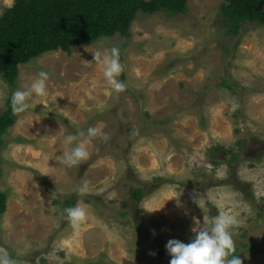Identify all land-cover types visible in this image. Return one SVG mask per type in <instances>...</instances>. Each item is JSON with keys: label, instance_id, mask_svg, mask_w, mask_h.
Wrapping results in <instances>:
<instances>
[{"label": "rangeland", "instance_id": "374dc122", "mask_svg": "<svg viewBox=\"0 0 264 264\" xmlns=\"http://www.w3.org/2000/svg\"><path fill=\"white\" fill-rule=\"evenodd\" d=\"M14 2L0 0V16ZM223 3L189 0L186 14L170 17L139 13L129 37L44 54L20 65L14 86L0 76L1 114L14 91L39 71L50 74L48 96L34 95L3 136L0 252L16 264H169L159 248L188 243L194 218L203 223L227 207L238 215L233 239L243 264H264V160L243 159L238 181L227 171L242 142L264 144V26L246 22L229 35ZM113 47L127 85L121 93L91 53ZM89 127L109 139L94 138L89 158L67 167L58 159L64 137ZM179 189L182 208L170 199ZM194 196H205L201 207ZM69 200L87 212L77 232L65 219Z\"/></svg>", "mask_w": 264, "mask_h": 264}, {"label": "trees", "instance_id": "16d2710c", "mask_svg": "<svg viewBox=\"0 0 264 264\" xmlns=\"http://www.w3.org/2000/svg\"><path fill=\"white\" fill-rule=\"evenodd\" d=\"M189 0H15L0 16V76L16 84L19 67L44 54L86 46L116 34L130 36L139 13H164L168 17L186 14ZM222 12L229 35L238 34L246 22L264 26V0H224ZM227 80L224 84L227 85ZM8 109L0 114V147L3 136L14 126L18 115ZM216 164V163H214ZM2 172L0 169V176ZM136 201L144 197L136 189ZM8 195L0 192V216L7 210ZM73 207L75 202L66 204ZM159 253L166 251L159 248ZM235 255L239 253L235 252Z\"/></svg>", "mask_w": 264, "mask_h": 264}, {"label": "clouds", "instance_id": "9594fccd", "mask_svg": "<svg viewBox=\"0 0 264 264\" xmlns=\"http://www.w3.org/2000/svg\"><path fill=\"white\" fill-rule=\"evenodd\" d=\"M87 50V49H86ZM94 62L102 66L103 78L110 89L115 93L126 90L127 85L118 79L123 72V65L120 61L119 49L97 48L91 52ZM50 74L46 71H39L31 84L24 89H17L11 95V111L18 115L27 111L31 105L29 101L36 97L48 96L47 82ZM45 108V106H44ZM96 137H102L105 141L108 135L98 127H89L86 134H68L64 137L65 149L62 157H58L67 167H74L89 158L88 145ZM89 188L85 181L77 189L79 197L87 194ZM182 189L174 192L170 199L176 200V206L182 208L180 196ZM169 199V200H170ZM193 202L199 207L205 200V196H194ZM65 219L74 232H77L81 225L87 220V212L83 202L78 200L76 206L64 209ZM184 214L189 213L185 210ZM196 227L191 231L194 236L188 243L178 239H169L165 245L167 254L170 256L169 264H243L240 255H235L236 247L233 239L239 233L238 215L227 207L222 208L217 215L210 220L203 218V223L194 218ZM155 235V230H153ZM0 264H16L6 250L0 252Z\"/></svg>", "mask_w": 264, "mask_h": 264}, {"label": "flooded vegetation", "instance_id": "af4514ba", "mask_svg": "<svg viewBox=\"0 0 264 264\" xmlns=\"http://www.w3.org/2000/svg\"><path fill=\"white\" fill-rule=\"evenodd\" d=\"M242 144L243 145L240 148L244 147L243 151L240 154H239V152L236 151L237 154H235L232 157V159L229 162V166L227 168V171L230 170L229 172H234L238 176L237 181L240 179L239 177L241 176V172L244 170V166H242V168H241V162L243 159H246V160L253 159L254 161H258V162L261 160H264L263 159L264 158V144L257 142L255 140V138H253L252 140H249L247 142V144L245 143V141H244V143L242 142ZM213 151H214L213 154L215 156H217V152L222 151V150L219 146H216V148H213ZM239 182H241V180ZM243 198H244V200L249 202L252 200L253 197H252V195L251 196L245 195ZM251 204H253V200H252Z\"/></svg>", "mask_w": 264, "mask_h": 264}]
</instances>
